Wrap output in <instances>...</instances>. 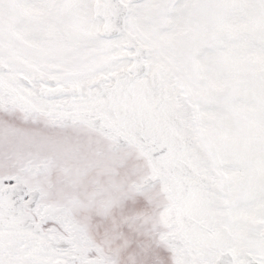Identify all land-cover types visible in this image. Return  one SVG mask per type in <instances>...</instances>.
I'll list each match as a JSON object with an SVG mask.
<instances>
[{
  "label": "snow or ice",
  "instance_id": "snow-or-ice-1",
  "mask_svg": "<svg viewBox=\"0 0 264 264\" xmlns=\"http://www.w3.org/2000/svg\"><path fill=\"white\" fill-rule=\"evenodd\" d=\"M0 264H264V0H0Z\"/></svg>",
  "mask_w": 264,
  "mask_h": 264
}]
</instances>
